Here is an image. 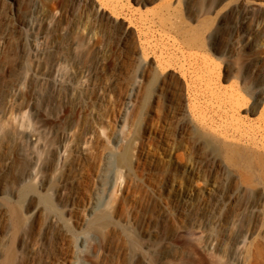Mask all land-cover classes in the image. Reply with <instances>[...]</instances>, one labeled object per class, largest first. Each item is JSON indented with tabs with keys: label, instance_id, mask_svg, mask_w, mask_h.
I'll list each match as a JSON object with an SVG mask.
<instances>
[{
	"label": "rangeland",
	"instance_id": "obj_1",
	"mask_svg": "<svg viewBox=\"0 0 264 264\" xmlns=\"http://www.w3.org/2000/svg\"><path fill=\"white\" fill-rule=\"evenodd\" d=\"M228 94L257 120L264 0H0V264L264 261Z\"/></svg>",
	"mask_w": 264,
	"mask_h": 264
},
{
	"label": "bare ground",
	"instance_id": "obj_2",
	"mask_svg": "<svg viewBox=\"0 0 264 264\" xmlns=\"http://www.w3.org/2000/svg\"><path fill=\"white\" fill-rule=\"evenodd\" d=\"M225 102L226 107H228V110L230 112L232 125L235 126L236 134H232L231 136L216 135V138L218 139L223 150L222 159L225 162V165L231 167L234 170V173L240 179L241 187L243 190L256 188L260 191V193L262 194L261 211L264 213V97L261 96L258 99V104H260L259 117L257 118V120L250 122L242 121L241 116L239 115V109L244 104L243 99H241L240 96L228 94L225 96ZM60 147L62 149L67 147V145L63 141ZM36 162L37 160L34 158V160L32 161L33 167L36 166ZM251 248L252 246L250 244L245 247L242 252V256L247 258V260L251 257ZM257 255H260V253L258 252ZM197 264H208V262L207 259L202 256L200 257V259H198ZM247 264H264V261L262 260V262H260L259 260L254 258L251 261L249 260Z\"/></svg>",
	"mask_w": 264,
	"mask_h": 264
}]
</instances>
